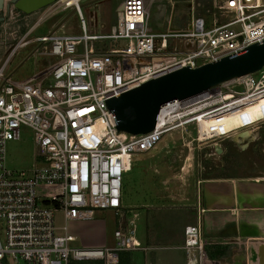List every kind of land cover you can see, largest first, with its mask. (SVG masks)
Wrapping results in <instances>:
<instances>
[{"label": "built area", "instance_id": "1", "mask_svg": "<svg viewBox=\"0 0 264 264\" xmlns=\"http://www.w3.org/2000/svg\"><path fill=\"white\" fill-rule=\"evenodd\" d=\"M154 1L121 0L115 21L108 27L101 23L99 31L83 16L81 0L79 5L58 0L31 13L12 4L0 9V47L6 54L0 57V264H70L72 259L118 264L121 250L141 246L136 234L139 213L123 205L121 185V175L132 170L136 154L156 148L165 134L173 137L176 128L199 142L194 113L228 108L229 100L243 104L264 93L263 65L166 105L165 118L159 122L158 117L147 132L118 130L107 104L110 97L264 39V0H184V15L175 17L170 10L160 30L151 23ZM73 7L80 33L58 28L29 36L49 16ZM9 14L17 17L12 27L4 24ZM30 43L26 58L44 53L52 59L16 80L5 73L7 60ZM186 102L192 104L185 107ZM198 104L203 105L184 113ZM22 126L33 132V162L12 168L6 163V145L20 137ZM199 197L197 188L198 215ZM98 208L113 209L114 246L71 245L75 235L67 222L93 218ZM57 211L63 214V225L57 223ZM183 236L185 264H242L241 259H248L246 254L237 255L236 261L210 257L206 246L211 240L199 216L184 226Z\"/></svg>", "mask_w": 264, "mask_h": 264}, {"label": "rangeland", "instance_id": "2", "mask_svg": "<svg viewBox=\"0 0 264 264\" xmlns=\"http://www.w3.org/2000/svg\"><path fill=\"white\" fill-rule=\"evenodd\" d=\"M10 0H6L9 2ZM121 0H87L81 5L83 16L90 23V14H94L95 23L97 24L96 31L100 30V24H105L108 27L115 21V14ZM184 0H156L151 8V23L156 30L164 28V23H161L170 10L174 9L175 17H182L184 15L183 6ZM71 8L65 12L68 13ZM2 12V10L0 11ZM166 12V13H164ZM64 14V15H65ZM38 13L35 14V16ZM4 16V15H3ZM52 19H48L40 25L29 35H42L47 33V27ZM17 21V17L6 15L4 24L11 26ZM65 25L60 27L58 32L66 33H80L78 25L79 18L76 11H74L66 20ZM10 29V28H9ZM34 43H30L25 47L20 48L15 54L9 57L6 63L5 73H12V78L16 80L25 79L34 74L38 69H41L45 61L51 60L52 56L44 53L36 55L31 54L28 58L25 57L31 51ZM28 52V53H27ZM6 54L2 53V58ZM260 119V120H259ZM259 121V122H257ZM255 123L254 130L256 137L254 139L245 138L240 144L235 142L232 135L228 133L222 134L215 139H209L206 142H197L193 140L192 135L186 134L185 130L176 128L170 137L165 134L157 143L156 148L148 152H140L136 154L134 163L136 168L133 171L122 173L123 183L125 185V193L123 195V205L127 208L133 209L139 213V226L144 221L145 211L147 206H152L153 209H162L164 203L173 205L168 199L156 197V192L166 190L164 186H170V191L176 193V197H184L183 201L190 200V204L196 205L197 199L194 191V183H197L201 178H210L216 175L228 177L231 175H248L259 176L258 179L264 178V112L256 115H244L239 120V128L246 129L250 124ZM253 127V126H252ZM236 131V130H235ZM234 132V131H233ZM232 133V132H231ZM230 133V134H231ZM194 135V134H193ZM189 142L190 145H184L183 142ZM163 143L167 144L163 146ZM215 144H219L221 152L215 149ZM194 147L193 155L189 147ZM34 156V142L33 132L27 126H22L20 137L18 139L9 140L6 145V163L12 168H27L33 162ZM189 172L187 173V169ZM185 170V173L183 172ZM183 172L182 174H179ZM184 174V175H183ZM179 175L183 178L182 181ZM235 177V176H232ZM175 195V194H174ZM188 198V199H187ZM178 204V203H177ZM160 211V212H162ZM192 211V210H191ZM178 213V217L173 222V227L170 228L166 238H157V241L164 244H174L178 240L171 232L179 228V224L183 225L186 219V214L180 210H174ZM180 212V213H179ZM192 213V212H188ZM98 217H104L107 221V226L111 232L109 244L114 245L113 230H114V213L112 208L96 209ZM56 220L59 225L64 224V218L61 211L56 212ZM176 227V230L173 229ZM141 229V227H140ZM141 234V233H140ZM156 240L152 239L149 242L153 243ZM247 241V242H246ZM242 244V248L246 256H250L248 251V240ZM235 243V242H234ZM236 244V243H235ZM238 245V244H236ZM257 244L253 243V249L258 250ZM260 251V250H259ZM252 253V251H251ZM253 254V253H252ZM251 254V255H252ZM259 253H254L253 259H257ZM261 255V254H260ZM262 257L260 256V259ZM101 259H85L75 261V264H104Z\"/></svg>", "mask_w": 264, "mask_h": 264}, {"label": "crops", "instance_id": "3", "mask_svg": "<svg viewBox=\"0 0 264 264\" xmlns=\"http://www.w3.org/2000/svg\"><path fill=\"white\" fill-rule=\"evenodd\" d=\"M43 9H40V11ZM64 14L65 12H60L46 19L54 18L49 23L47 32ZM89 18L92 22L91 25L96 24L93 12ZM65 22H63L61 27L65 25ZM96 27L98 26L96 25L93 28L95 29ZM2 53L3 50L0 47V57H2ZM253 130L256 129L253 128ZM189 148L191 150L192 147ZM135 168L136 164L134 163L130 171H133ZM183 172L185 173V170ZM186 172L185 177L189 172V168ZM179 177L184 181L180 175ZM258 177L250 175L247 177L246 175L223 177L222 175H216L210 178L204 177L199 179L193 185L196 199L197 188L200 192L199 206L202 208L200 215H198L196 205L190 204V200L183 201L184 197H176L178 194L171 192L170 186H164L166 190H160V193L156 192V197L168 199L174 204L164 203L165 205L161 208L167 210H160L162 212L153 209L152 206L146 207L145 218L140 226L138 220L142 219V213L137 220L136 234L141 246L134 249L121 250L119 252V260L122 259L125 264H185V252L182 247L184 226L197 222L199 216L204 232L211 240V243L206 246V251L210 257H221L228 261H236L237 255L241 257V254H245L242 244L248 240L250 242L247 245L248 251H252L253 254L250 252L247 261L245 258L240 261H242V264H264V257L260 259L261 255L259 251V248L264 245V178L259 180ZM121 185L123 199L125 185L122 175ZM174 210H180L185 213L187 221L183 225L179 224L180 226L177 230L176 227L173 228L176 231L171 233L178 240L176 243H160L157 241V238L160 236H162L161 238H166L169 235L167 233L170 229L169 227L174 226L172 224H174L173 222L178 217V213L173 212ZM189 211L192 213H188ZM113 221L115 229V216ZM67 226L68 231L75 235V240L70 242L73 246H114L113 243L109 244L111 232L104 217H98L94 214L93 218L90 219H72L67 222ZM152 239L156 241L153 243L149 242ZM113 240L115 244L114 234ZM234 242H237L239 245H236ZM253 243L257 244L258 250L253 249ZM256 252L259 253L255 256L257 259L251 258L254 257V253ZM75 261L78 260L72 259L70 264H75Z\"/></svg>", "mask_w": 264, "mask_h": 264}, {"label": "water", "instance_id": "4", "mask_svg": "<svg viewBox=\"0 0 264 264\" xmlns=\"http://www.w3.org/2000/svg\"><path fill=\"white\" fill-rule=\"evenodd\" d=\"M58 0H0V9L11 4L15 9L31 13ZM87 0H81L80 5ZM75 11V7L66 13L52 28L51 32L61 27L63 22ZM3 16L0 15V22ZM264 65V39L245 46L235 53L196 67L184 66L151 78L123 93L107 99L118 130L133 134L144 133L153 129L161 109L175 101L207 91L219 83L255 72ZM234 138L238 144L245 138L254 139L255 132L244 130ZM215 149L221 152L219 144ZM264 257V245L260 248ZM244 257V255H243Z\"/></svg>", "mask_w": 264, "mask_h": 264}, {"label": "bare ground", "instance_id": "5", "mask_svg": "<svg viewBox=\"0 0 264 264\" xmlns=\"http://www.w3.org/2000/svg\"><path fill=\"white\" fill-rule=\"evenodd\" d=\"M60 1L68 2L69 4L79 5V0H60ZM240 103L241 102L238 101L235 102L234 100H229L230 105L228 108H223L224 106L220 105L217 108H211L207 111L202 110L200 112L194 113L193 115L194 118H197L198 120V130L196 133V139L201 143V142H206L209 139L213 140L225 133H228V135H232L235 138H239L237 136L238 133L243 132L244 130H249L250 133L251 132L253 133L254 132L253 128L255 126V123L259 121L250 124L249 127L246 126V129H244L245 127L239 128V120L244 115H256V114L258 115L264 112V93L259 95V98L253 101H248L243 104ZM185 104L186 107V106H190L192 103L188 102L187 104L186 102ZM202 105L203 104H198L196 105V107L186 109L184 113L186 114L196 109H199L200 107H202ZM169 106H165L161 109L158 119L159 122H161L165 118ZM211 111L214 112L210 113ZM182 127L184 128L185 124H183ZM190 144L191 143H189V145ZM192 149L194 150L193 145H192ZM193 150H192V155H193Z\"/></svg>", "mask_w": 264, "mask_h": 264}, {"label": "trees", "instance_id": "6", "mask_svg": "<svg viewBox=\"0 0 264 264\" xmlns=\"http://www.w3.org/2000/svg\"><path fill=\"white\" fill-rule=\"evenodd\" d=\"M119 264H125V263H124V261H122V259H120Z\"/></svg>", "mask_w": 264, "mask_h": 264}]
</instances>
